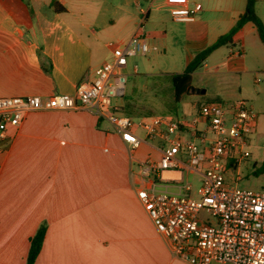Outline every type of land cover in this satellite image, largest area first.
I'll list each match as a JSON object with an SVG mask.
<instances>
[{"label":"crops","instance_id":"1","mask_svg":"<svg viewBox=\"0 0 264 264\" xmlns=\"http://www.w3.org/2000/svg\"><path fill=\"white\" fill-rule=\"evenodd\" d=\"M195 3H200L197 10ZM245 4L246 0H0V96L74 94L76 86L91 80L95 69L110 58L112 38L122 44L133 33L161 42L168 64L160 73L169 80L170 73L183 71L197 52L235 24ZM173 7L191 9L193 19H172ZM254 9L264 26V0H256ZM250 36L260 42L250 41ZM149 57L153 64L157 57ZM260 69L264 44L247 21L232 43L215 48L192 72L191 85L197 92L175 101L166 81L169 92L163 91V100L169 110L179 111L177 118L186 126L203 129L204 120L193 123L198 104L215 100L230 106L245 100L246 79L252 73L255 81ZM195 73L216 82L213 91H207L205 82L193 83ZM113 103L119 112L125 111L127 102ZM260 122L257 115L253 135ZM135 131L143 140L130 151L109 120L83 108L32 110L17 127L8 126L0 151V264H25L29 238L42 223L46 230L34 264H190L172 254L137 197L144 183L139 161H157L163 143L157 137L144 139L138 127ZM189 173L184 175L189 178Z\"/></svg>","mask_w":264,"mask_h":264},{"label":"built area","instance_id":"2","mask_svg":"<svg viewBox=\"0 0 264 264\" xmlns=\"http://www.w3.org/2000/svg\"><path fill=\"white\" fill-rule=\"evenodd\" d=\"M199 8L200 3H195L194 9ZM170 15L178 21L193 19L187 7H173ZM108 45L110 58L95 69L91 80L81 81L74 94L0 96V151L7 127H17L32 110L88 109L109 120L130 151L143 140L135 131L138 127L144 139L157 137L163 143L157 161H139L144 183L136 194L172 254L190 264H264V187L244 189L235 181L239 177L232 183L226 175L250 155L248 138L256 112L244 100L230 106L206 101L198 104L193 118V123L206 122L203 129L189 128L171 114L133 117L121 113L113 98L124 92L128 57L157 48L143 33ZM187 132L189 136H184ZM185 171L198 176L194 195Z\"/></svg>","mask_w":264,"mask_h":264},{"label":"rangeland","instance_id":"3","mask_svg":"<svg viewBox=\"0 0 264 264\" xmlns=\"http://www.w3.org/2000/svg\"><path fill=\"white\" fill-rule=\"evenodd\" d=\"M249 38L251 39L250 41L256 39L260 42L256 36H250ZM111 41L114 42L115 39L112 38ZM147 42L151 46L155 45L157 49L150 50L146 54L137 53L128 57L124 69V72L126 73L124 95L114 97L113 101L116 99L118 101L122 100L127 102L125 111L121 113L134 117L171 113L177 118V116H180L178 115L179 111H177L178 114H176L174 110H169V106L163 100V98H167L165 93H167V91L169 92V87L167 88L168 80H166V82L164 75L160 73L162 67H165L168 64V61H166L161 54L163 46L160 41L152 40L148 34ZM151 55L157 57L153 64L149 57ZM134 64L137 66L136 73L132 72ZM254 77L256 79L255 81L252 73H250L246 79V84L243 86V92L246 95L244 101L248 106L253 108L260 119H262V122H260V125L257 128L256 134L253 135L252 131L249 134L251 136V138L250 136L248 138V150L250 155L241 160L236 169H232L226 175L229 176V178H227L228 181L232 183L234 182L235 177H239L238 179H235V181L241 188L258 190L264 187V171H255L260 169L263 163L260 159L264 158V69L257 71ZM209 79L210 78L207 75L195 73L192 81L195 84L205 82L207 84V91L210 93L216 87V82H209ZM163 81L165 83L162 88ZM156 82H159V90ZM232 90L235 91L234 88H232ZM163 91L165 93H163ZM173 104L176 105L177 102H174ZM222 104L226 106V104ZM178 157H181V155ZM188 176L192 180L191 192L194 195L199 180L197 175L193 172H190ZM200 214L205 215L203 211Z\"/></svg>","mask_w":264,"mask_h":264},{"label":"trees","instance_id":"4","mask_svg":"<svg viewBox=\"0 0 264 264\" xmlns=\"http://www.w3.org/2000/svg\"><path fill=\"white\" fill-rule=\"evenodd\" d=\"M255 1L256 0H246L245 8L243 12H241L237 17L235 24L227 32L221 34L212 44L197 52L188 62L183 71L170 73V75L168 76V81L172 85L173 98L175 101H178L181 95L189 93V89L190 87H192V72L202 66V63L215 48L223 44L232 43L233 35L247 21H251L255 25L258 36L261 42L264 44V26L261 19L255 12ZM255 171H264V161L260 169ZM45 230L46 225L45 223H42L37 228L35 233L29 238V249L27 252L25 264H34L35 259L41 249Z\"/></svg>","mask_w":264,"mask_h":264},{"label":"water","instance_id":"5","mask_svg":"<svg viewBox=\"0 0 264 264\" xmlns=\"http://www.w3.org/2000/svg\"><path fill=\"white\" fill-rule=\"evenodd\" d=\"M189 91L191 92V91H198V88H194L193 86L192 87H190V89H189ZM201 92H203L204 90L203 89H201L200 90Z\"/></svg>","mask_w":264,"mask_h":264}]
</instances>
